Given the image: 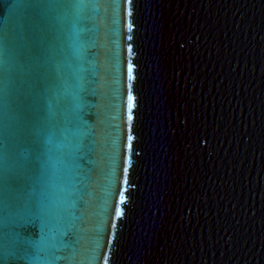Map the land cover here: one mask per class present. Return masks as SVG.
I'll list each match as a JSON object with an SVG mask.
<instances>
[{"label":"water","instance_id":"95a60500","mask_svg":"<svg viewBox=\"0 0 264 264\" xmlns=\"http://www.w3.org/2000/svg\"><path fill=\"white\" fill-rule=\"evenodd\" d=\"M0 264H264V0H0Z\"/></svg>","mask_w":264,"mask_h":264}]
</instances>
